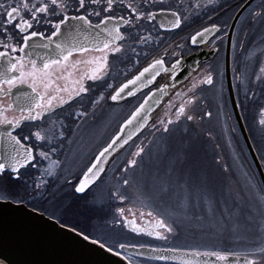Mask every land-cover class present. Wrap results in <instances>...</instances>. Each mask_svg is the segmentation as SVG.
<instances>
[{"label":"flooded vegetation","instance_id":"af4514ba","mask_svg":"<svg viewBox=\"0 0 264 264\" xmlns=\"http://www.w3.org/2000/svg\"><path fill=\"white\" fill-rule=\"evenodd\" d=\"M194 1L195 0H148V3L145 4L144 0H135V3L138 4L142 10L146 9L147 11L159 13L160 8L163 7L172 11H178L181 15L182 23L179 28H173L169 30L162 29L160 27L162 23V15L159 14V17H156L153 21H139V27L129 28L128 26L122 25L124 34L127 36L129 33H131L133 34L134 39H129L124 42V50L121 53L109 55L108 64L102 70V78L96 81L86 78L88 75H91L92 69L96 67L95 58L103 55L102 52L95 51L91 47V45H93L96 40L95 32L91 29H82L76 21H69L66 23V29L69 32L71 30L77 29V26L79 25L78 30L81 35V40L84 43L83 47H88L89 51L85 53L74 52L73 56L70 57L69 61L67 62L68 67L65 69H62L60 66H53L54 74L52 79L54 84L52 88L48 89V92L51 94H57L54 92V89L57 86L61 89L67 87L68 91L57 94L67 99V96L70 92L73 90H78V85L74 84L73 82L78 81L81 76L85 77L83 83L89 90L87 93L82 94L79 97H74L67 104L56 108L54 112L45 115L41 120L24 121L17 128L10 129L12 134L20 137L23 143H26L34 148V165L22 168L20 171V176H22L23 173L27 175L32 171L39 172V170H41L40 163H42V158L39 156L40 149L48 147L56 148L58 149L56 152L57 154L54 156L50 155L48 160L43 159L48 163H51V161L59 162L53 168L54 177H59L60 181L55 190L60 191L63 189L67 197L75 192L74 185L76 184L83 170L92 161L98 150L116 131L119 123L132 111V109L137 106V104L148 92H150L152 89L160 87L167 77L165 74L160 73L151 86L139 91L133 97L117 103H110L109 95L120 83L132 76L140 67L153 59H161L163 53L164 55L162 59L165 62L164 64L169 66L182 57L202 49H205L207 52H213L211 56L207 57V59L199 62L197 69L191 74L194 75L195 83L194 92L191 95H193L195 98L193 101L194 103L191 105L189 110L186 111V116L191 115L197 121L199 118L205 121L210 111L207 110L208 107L218 111L222 108H225L226 113L227 110L229 111L227 113V118L229 117V114L231 115L224 84V67L227 51L229 56L230 76L233 91L236 101L240 106V91L242 88L244 91H247L250 87V84L253 85L252 77L254 73H257L262 67H264V63L262 62L264 58V56H262L264 49L258 54L254 67L250 69L251 73L249 80L246 77L247 65L245 66V69L243 65V54L246 52V49H248V25H251V21H254L259 16L264 18V15H258L255 16V18L253 17V13L264 11V0H253L240 13L235 21L234 18L237 11L247 0H212V3H200L199 7H197V4H195ZM67 3L69 16L82 14L81 12L76 11L78 8L77 0H67ZM97 10L100 9L97 8ZM112 15H123L125 18H127L129 12L119 3H117ZM90 18L93 24L98 23V19L95 16ZM49 19L55 23L60 19H63V16L49 17ZM213 24L217 25V29L213 33L203 40L198 39V43H195V45L191 44V36L193 33L205 26H211ZM31 30L42 32L45 34V36H50L51 32L54 31L51 25L45 23L43 19H41L39 25H34L33 29ZM9 32L12 34L11 39L4 37L2 33H0V39H8V42H12V40H14L18 45L23 43V35L19 33L18 30L10 27ZM141 36H150L151 38L146 42H142L139 40V37ZM41 40L44 39L42 37H35L30 41L32 46L29 47L27 51L32 54L31 57H35L32 59H37L38 57L44 58L43 55L39 56V52L44 50L43 43L41 42L40 44ZM0 51H3V49L0 48ZM137 54H140V56H137ZM10 55L19 56L24 54L16 52L10 53ZM77 61H80L81 63L77 64ZM5 63L6 62L4 58H0V67H3ZM127 64H129V66L123 69ZM209 72L213 76L214 83L211 85L201 83V81ZM69 73H71V75H69ZM260 74L261 78H259L258 82L255 83L252 90L257 118L259 113H264V111H262L264 110V72L261 71ZM30 84V80L28 83L18 84L12 89V93L10 95L7 94V89L9 86L7 84L2 86L5 91L0 92V106L7 109L5 115L9 120L21 115H27L26 108L33 95ZM109 85H112V87L110 88ZM37 88L39 92L45 91L42 86H37ZM101 96L103 97L102 99L100 98ZM8 105H13V107L8 108ZM163 106L164 104H162L161 100L158 104V107L154 109L152 118L147 126L134 139L128 142L127 145L117 155H115L114 159H112V161L107 165L102 180L104 177L106 178V175L112 172L115 167L124 162L127 157L133 155L138 148H143L144 151L140 154V156H137L136 164L151 145L157 144V140L159 138H165L168 132L171 133L172 130L176 132L177 129L181 128L184 123L183 118L169 125V130L167 132L162 131L161 121H165L166 115H174L177 113L176 110L179 108L176 103H173L169 110L163 111ZM20 108H24L25 111L21 112ZM240 111L242 113L241 106ZM78 113H82V115H78ZM103 116H110L112 119L111 124L107 126V129H109V131L111 130V133L109 136H107V139L102 141L97 147L94 145L93 147L88 148L91 143L98 139V132H100L103 128L101 125ZM71 120L72 125H70ZM66 122L69 123V129L71 130L70 134L65 136L61 130L64 129V131H67L68 124ZM63 124H67V126L62 128ZM0 126L9 129L7 125ZM256 126L257 119L255 116V123L250 134V139L252 140V143H255V145L257 142L259 143V140H262L264 145V135L263 137L258 136L257 138L256 134L261 133L257 130L258 127L256 128ZM36 130H40L43 133L45 140L37 141L34 136H31V134ZM25 136H30L31 138L28 141H23L22 138ZM80 136H84V140L77 141ZM86 136L94 138L95 140L90 139L89 141L86 139ZM86 148H88L87 150L95 148V150L91 153L90 151H87L89 154L86 156V158L83 156V161H86L85 166L81 169V171L79 170V172H76V167L71 165V161L82 156ZM129 171H124L125 173L122 175L125 176ZM38 176L39 173L36 174V177ZM7 177L17 179L11 173V171L6 170L3 174H0V179H5ZM98 182L93 184L83 193L88 199L93 197L92 192L93 189L96 188ZM2 190L3 186H0V194H2ZM117 209H123V215L118 213ZM112 212L119 214L118 221H121V223L117 225L121 226L131 237H135L141 241L140 243H130L129 245L158 248V246L154 244L156 242L158 244V242H161L163 238H159L155 235H149L148 233L150 231L160 232L164 237L163 230L165 229L160 228L157 224L160 219L156 218L149 211L130 207L115 206L111 208V213ZM48 214L55 219H58V217L60 218L61 216V214L58 215V213L52 212L51 210H49ZM125 220L134 221L135 224L139 228L144 229V231L135 233L128 230L124 223ZM88 233L91 235L90 231ZM91 237L97 239L95 236L91 235ZM119 245L120 244L112 246L114 251H118L117 249ZM121 254L131 260V264H146L144 262L148 261L157 263V261L127 256L123 253Z\"/></svg>","mask_w":264,"mask_h":264},{"label":"rangeland","instance_id":"374dc122","mask_svg":"<svg viewBox=\"0 0 264 264\" xmlns=\"http://www.w3.org/2000/svg\"><path fill=\"white\" fill-rule=\"evenodd\" d=\"M206 2L208 0L194 1L197 5ZM247 41L248 49L243 54V65L244 69L247 65L246 77L249 80L250 69L254 67L258 54L264 49V18L262 16L251 21V25H248ZM262 56H264V52ZM262 62L264 63V58ZM127 66L129 64L123 69ZM259 72L261 73V69L252 77L253 85L250 84L247 91L242 88L239 93L242 114L251 132L256 116V128L258 127L257 130L262 134L257 133V138L264 135V124L260 123L261 120H264V113H259L257 118L252 93L255 83L261 78ZM212 113H214V115L212 114L214 116L212 125L215 133L219 134V128L222 127L218 113L223 118L224 130L229 136L228 141L232 154L228 158H213L214 161H212L214 146L219 145L213 142V140L215 141L214 136L212 134L209 136L207 129H204L205 121L202 120L200 130L196 131L206 136L207 141L201 140V136L196 134H194L196 139L184 137V135L178 136L180 138L176 139L173 135L159 138L157 144H153L147 149L136 166L128 164L129 157L124 162L118 163L119 165H116L117 167L108 173L107 177H104L105 179L103 178L97 183L92 192L93 197H90L92 199L75 192L67 197L63 189L55 190L60 182L59 177L47 174L46 170L50 163L43 159L39 172L32 171L27 175L22 174L26 179L1 178L0 186H3V190L0 196L13 201H22V203L25 201L41 203V205L48 203L52 212L79 222L80 227H85L92 236L110 246L141 242L117 225L119 214L111 213L112 207H130L149 211L172 228L171 232L163 230L166 239L154 244L158 248L241 254L257 259V264H264V254L254 252V250L264 247V199L259 182L245 161L244 150L231 120V115L229 114L227 118L225 108L219 110L218 113L212 109ZM72 120L70 125H72ZM111 120L110 116H103L101 122L103 128L98 132V139L88 148L94 145L97 147L107 139L111 133V130L107 129ZM67 124V131L61 130L65 136L69 135L71 130L69 123ZM67 124H63L62 128H65ZM86 139L90 141L94 138L86 136ZM182 139L187 144L179 142ZM80 140H84V136H80L77 141ZM193 145H198V149L192 147ZM221 146L224 151L227 150L224 143H221ZM256 147L264 159L262 140L257 142ZM88 148L85 149L82 156L71 161V165L76 167V172L81 171L86 164V161H83V156L86 158L89 151L91 153L95 150V148L87 150ZM199 148H205L206 151ZM40 151L48 152L54 156L58 149L48 147L42 148ZM201 152H206V158L198 155ZM128 166H131L128 168L129 170L135 167L129 171L126 169ZM232 169L235 171V176H233ZM124 171L129 172L123 176ZM37 173H39L38 177H36ZM240 178L241 184H244L245 188L236 182ZM124 180H128L129 183L125 185ZM36 184H40L39 189L35 187ZM241 188L245 191L243 192ZM117 191L125 197L123 201L119 199V196L113 195ZM70 197L80 200L78 205L75 204L79 209H75V211L69 209L70 200L68 199ZM71 205L74 206V203ZM144 263L161 264L149 261Z\"/></svg>","mask_w":264,"mask_h":264},{"label":"snow or ice","instance_id":"6c2138e0","mask_svg":"<svg viewBox=\"0 0 264 264\" xmlns=\"http://www.w3.org/2000/svg\"><path fill=\"white\" fill-rule=\"evenodd\" d=\"M208 2L212 3V0H208ZM77 3L78 8L76 11H79L82 14L69 16L67 0H0V33H2L4 37L11 39L12 34L9 32V28L11 27L18 30L19 33L23 35V43L20 45H18L14 40H12V42H8V39H0V48L3 49V51H0V58H4L6 62L3 67H0V92L5 91L2 86L7 84L9 86L7 94L10 95L12 93V89L18 84L28 83L30 80V87L33 94L31 101L26 108L27 115H21L9 120L5 115L7 109L0 106V125H7L9 129H15L24 121L41 120L45 115L54 112L56 108L67 104L74 97H79L82 94L87 93L89 90L83 83L85 77L81 76L78 81L73 82L78 85V90L70 92L67 99L63 96L57 95L60 92L68 91L67 87L61 89L57 86L54 89V92L57 94H51L48 92V89L52 88L54 84L52 79L54 74L53 66H60L62 69L67 68V62L69 61V58L73 56V53H85L89 51L88 47H77L74 41L65 37L64 40L56 43L55 45L57 50L56 58L38 57L37 59H32V54L28 52L27 49L32 46L30 41L33 38L42 37L43 39L52 42L54 37L64 36L63 27L69 21H76L82 29L93 30L95 32L96 40L91 47L95 51L102 52L103 55L95 58L96 67L92 69L91 75H88L86 78L96 81L102 78V70L108 64L109 55L121 53L124 50V42L129 39H134L133 34L129 33L127 36L124 34L122 25L128 26L129 28L139 27V21H153L158 14L163 15L166 11H168L173 17V21L169 22L168 27L179 28L182 23L181 15L178 11H172L163 7L160 8L159 13L147 11L146 9L142 10L141 7L135 3V0H77ZM117 3H119L124 9L128 10L129 15L127 18L123 15H112ZM144 3L147 4L148 0H144ZM197 7H199V5H197ZM97 8L100 10H97ZM61 15L63 16V19H60L58 22L53 23V21L49 19V17ZM258 15H264V11L253 13L254 18ZM92 16H95L98 19V23L93 24L90 18ZM41 19H43L45 23L51 25L54 29L50 36H45L42 32L31 30L34 25H39ZM160 27L164 28L165 24L161 23ZM211 27L216 29L217 25L213 24ZM208 33L209 28L207 27L197 31L191 36V42L193 44L197 43L198 38H201L202 40ZM150 38V36H141L139 37V40L146 42ZM43 46L48 47V44ZM16 52L23 53L24 55H10V53ZM76 63L79 64L81 62L77 61ZM164 63L165 62L162 58L154 59L147 67L143 68L138 75L121 84L111 96V99L115 101L118 98H121L122 94L125 92H127L128 96H133L139 88H143L147 84H152L161 71H167V69L164 68ZM178 64L179 61L177 60L176 63L172 65V68L175 69ZM261 71L264 72V67L261 68ZM69 75H71V73H69ZM201 83L209 85L213 84L214 79L212 74L209 72ZM37 86H42L45 91L39 92ZM130 86L131 90H129ZM109 87L111 88L112 85H109ZM162 87L166 88L168 85H163ZM151 95L152 94L149 93V96ZM100 98L102 99L103 97L101 96ZM147 102L148 97H145L144 103L140 104V106L131 113V116L125 120L124 124L121 125V132L124 131L125 126H132L134 122L139 124L140 128L144 126L141 121L146 122L147 117L142 116L141 113L145 110ZM187 103L191 104L192 100L187 101ZM12 107L13 105H8V108ZM20 111L24 112L25 109L20 108ZM176 111L177 118H179L181 115L185 114L186 105L181 104ZM78 115H82V113H78ZM209 115H211V113H209ZM187 119L192 120L193 116L188 115ZM161 123L164 124L163 121H161ZM171 123H173V121L169 120L167 124H164L165 132L168 131V125ZM260 123L264 124V120H261ZM137 131H139V128H137ZM3 136L4 133H0V138H3ZM31 136H34L37 141L45 140V136L40 130L34 131ZM117 136H119V133ZM7 137L9 143L12 145V150L7 156H0V174H3L6 170L11 171V173L19 179L22 168L34 165V148L26 143H23L21 138L13 135L11 131L7 133ZM30 138V136H25L22 139L23 141H28ZM128 139H131V136L127 139L121 137L120 140L113 137L112 142L99 152L95 161L84 173V177L76 186L75 191L78 193L84 192L89 185L100 178L101 173L105 171L102 161L106 154L110 149H114L116 144L121 142L126 144ZM52 151H55V149H52ZM143 151V148H138L133 155L140 156ZM39 156L44 160H48L50 158V154L44 151H40ZM58 163V161H51L48 169L46 170L48 175L51 176L54 174L53 168ZM128 164L135 165L136 160H129ZM123 183L127 185L129 181L124 180ZM35 187L39 189L40 184H36ZM113 195L119 196L121 201L125 199L124 196L120 195L119 191L113 193ZM123 211V209H117V212L121 215H123ZM116 223L119 224L121 221H116ZM124 223L131 224L133 231H144V229L136 226L134 221L125 220ZM157 224L160 228H164L167 232L172 231V228L166 225L162 220L158 221ZM148 234L166 239V237H163L160 232L150 231ZM81 235H83V233H81ZM83 238L85 240L89 239L88 236H83ZM93 243L99 244L102 248H106L110 253L114 251L112 246L107 245L99 239L94 240ZM124 247V244L119 245V248L121 249ZM172 251L176 250L173 249ZM254 252L264 254V247L258 248L254 250ZM115 254L117 256L121 255L119 251H116ZM195 255L199 256L201 253L196 252ZM204 255H213L216 256L218 260L227 261L229 254L211 252L204 253ZM159 259H167V257L160 256ZM128 264H131V260H129ZM244 264H257V259L245 256Z\"/></svg>","mask_w":264,"mask_h":264},{"label":"water","instance_id":"95a60500","mask_svg":"<svg viewBox=\"0 0 264 264\" xmlns=\"http://www.w3.org/2000/svg\"><path fill=\"white\" fill-rule=\"evenodd\" d=\"M252 1L253 0H247L243 4V6L237 11L234 21ZM156 17H159V14ZM170 21H173V17L168 11H166L162 15V23L165 24V27L162 29H173L168 27ZM211 26L203 27L209 28V33L207 34V36H209L217 29H213ZM78 28L79 25L77 26V29L71 30L69 32L66 29L65 24L63 27L64 36L54 37L52 42H49L46 39L41 40L40 44L41 42L43 43V45L48 44V47H44V50L39 52V56L43 55L44 57L56 58L57 50L55 45L56 43H59L64 40L65 37L69 38L71 41H74L77 47H83L84 43L81 40V35ZM203 28L199 29L198 31L202 30ZM195 33H193L192 35H194ZM206 37H204L203 39H205ZM198 39L201 40V38ZM191 44L193 43L191 42ZM212 53L213 52L205 51V49L190 53L187 56L182 57L178 60L179 64L175 69L172 68V65L175 64L176 61L169 66L164 64V68H166L167 71H161L160 73L165 74L167 79L162 83L160 87L152 89L150 92H148L137 104V106L132 109V111L119 123L116 131L110 136L108 141L98 150L92 161L83 170L82 174L74 185V191L76 186L79 184L80 180L84 177V173L95 161L96 156L103 148L107 147V145L112 142L113 137H116L117 140H120L121 137L127 139L129 136H131V139H128L127 143L134 139L150 122L154 109L158 107V104L161 100L162 104H164L163 111L169 110L170 106L173 103H176L178 107H180L181 104H185L186 111H188L191 105L194 103L193 101L195 98L193 95H191L194 92L195 86L194 75L191 74L194 70L197 69L198 63L207 59V57L211 56ZM153 60L140 67L132 76L120 83L109 95V102L117 103L122 100H126L136 95L139 91L151 86L155 80L152 84H147L145 87L139 88L133 96H128L127 92H125L124 94H122L121 98H118L115 101L111 99V96L115 93L116 89L119 88L121 84L138 75V73L143 68L147 67L148 64H150ZM224 79L227 98L230 110L232 112L234 124L238 130L241 142L258 176L264 194V164L259 159L253 147V144L246 130L244 121L242 119L239 105L234 95L230 76L228 51L226 53ZM163 85H168V87L164 88L162 87ZM129 90H131V86L129 87ZM149 93H151L152 95L149 96ZM145 97H148V102L145 105V110L141 113L142 116L147 117L146 122L141 121L144 126L140 128L139 124H136L134 122L132 126H125L124 131L121 132V125L124 124L125 120H127L131 116V113L135 111V109L139 107L140 104L144 103ZM189 100H192L191 104L187 103V101ZM207 110H210L209 113H211V115H209L208 113L207 119L204 123V129H207L208 134L210 136L211 134L213 135V132L215 131H212L210 128L211 126H213L212 123L214 113H212V109H210V107H208ZM186 111L185 114L181 115L179 118H177V113H175L174 115H166L164 124H167L169 120L175 123L182 118L184 121V126L182 125L181 128L177 129L176 132H173V134L168 132L166 137L173 135V137L175 136L176 139L180 138L178 136L184 135V137H193V139H196L197 137H195L194 134H196L197 136L200 135L201 137L203 136V134L201 135L199 132L196 131L200 130L199 127L201 125L202 119L199 118V120L197 121L193 117L192 120H188L186 116ZM164 124H162L163 132H165ZM137 128H139V131H137ZM186 128L188 129L186 130ZM9 131L10 129H6L0 126V133H4L3 138H0V156H7L9 153H11L12 145L9 143L7 137V133ZM118 133L119 136H117ZM179 142L187 144V142L183 141V139L181 141L179 140ZM127 143H118L116 144L114 149L109 150V152L106 154L102 161L105 170L107 165L112 161V159H114L115 155H117L127 145ZM192 147H197L198 149V145H193ZM199 149H203L204 151H206L205 148ZM136 158L137 156L134 155H130L129 157L130 160H136ZM131 166L126 167V169L130 168ZM104 173L105 171L101 173L100 178L95 180L91 185H89V187L98 182L104 176ZM88 188H86L85 191ZM76 193L82 194L78 192ZM125 226L128 230L135 233H139L133 231L131 224H125ZM83 236L85 235H81L80 232L61 225L60 223H58V221L51 217H48L47 215L32 210L24 205L0 199V264H128L129 259L127 257L123 256L122 254L120 256H117L115 254V251L110 253L107 251L106 248H102L99 244L93 243L94 239L89 238L85 240ZM172 250L173 248H154L149 246L133 245H125V247L121 249L118 246V251L126 255L152 260H159L162 262H171L176 264H244V258L245 256H247L239 254H229L227 261H221L218 260L216 256L204 255V253L210 252H199L201 253V255L197 256L195 255L196 251L192 250ZM160 256H165L167 257V259H159Z\"/></svg>","mask_w":264,"mask_h":264},{"label":"trees","instance_id":"16d2710c","mask_svg":"<svg viewBox=\"0 0 264 264\" xmlns=\"http://www.w3.org/2000/svg\"><path fill=\"white\" fill-rule=\"evenodd\" d=\"M244 121H245V119H244ZM245 124H246V122H245ZM221 125H222V127L220 126L221 128H219L220 129V133L219 134L217 132L215 133V131L213 132V136H214V139H215V141L213 140V142H215L219 146H217V147L214 146V153L212 155V161H214L213 158H215V159L216 158H220V157L228 158V157H230L232 155L231 152H230L229 141H228L229 136L226 135V132L224 130L225 129L224 128V125L223 124H221ZM246 128L248 130V133L250 134L251 131L248 129L247 124H246ZM236 132H237V130H236ZM237 136H238L239 141H240V143H241V145L243 147V150H244L243 152L245 154V156H244L245 161H246L247 164H249L250 168L253 170L255 176L257 177V174H256V172H255V170L253 168V165H252V163L250 161V158L248 157L247 152H246V150H245V148H244V146H243V144L241 142V139H240V136H239V133L238 132H237ZM200 139H202L203 141H207V137L206 136H203ZM221 143H224V146L227 149L226 151L223 150V147L221 146ZM253 145H254L255 151L259 155V158H261L262 162L264 163V159L261 157V155H260V153H259V151H258V149H257V147H256V145H255L254 142H253ZM222 151H224L225 154L222 153ZM204 153L201 152L198 155L201 156V154H203L204 158H206V152H204ZM232 172H233V176H235V171L233 169H232ZM19 179H26V177L25 176H20ZM257 180L259 182V188L261 189V193H262L263 199H264V194H263V191H262V188H261V184H260V181H259L258 177H257ZM236 182H239V186H244L243 188H245V185L244 184H241L242 183L241 182V178H240L239 181H236ZM243 188H241V189L244 192L245 190ZM45 200H46V198L44 199V201ZM79 201L80 200L76 199V197H74V198L73 197H70V203H69V206H68L69 209L70 210H73V211H75V209L76 210L79 209L78 207L75 206V204L76 205L79 204ZM71 203H74V206H72L73 204L70 206ZM22 204L28 206L31 209L37 210V211H39L41 213H44V214L48 213L49 210H50L48 203H45V204L43 203V205H41V203L40 204L39 203L38 204H35L34 202L33 203H29V202L25 201ZM68 207H66V208H68ZM58 221L62 225H64V226L73 228L75 230H78V231L82 232L85 235L91 236V235H89V233H88L89 231L85 227L82 228V227L79 226V222H76V221H74V220H72L70 218L68 219V218H66V216L65 217L63 216L62 217V215H61L60 218L58 217ZM162 264H170V263H162Z\"/></svg>","mask_w":264,"mask_h":264},{"label":"bare ground","instance_id":"6f19581e","mask_svg":"<svg viewBox=\"0 0 264 264\" xmlns=\"http://www.w3.org/2000/svg\"><path fill=\"white\" fill-rule=\"evenodd\" d=\"M224 104H225V103H224ZM183 126H184V125H183ZM210 128H211L212 131H214L213 126H211ZM187 129H188V128H186V130H187ZM173 132H174V130H172L171 134H173ZM204 154H205V153H204ZM201 155L203 156V154H201ZM203 157H204V156H203ZM68 200H70V198H69Z\"/></svg>","mask_w":264,"mask_h":264}]
</instances>
